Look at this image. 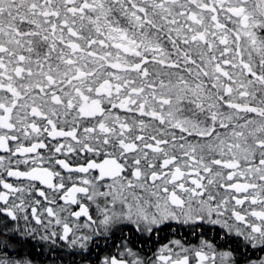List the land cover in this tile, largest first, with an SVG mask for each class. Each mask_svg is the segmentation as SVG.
Returning <instances> with one entry per match:
<instances>
[{"label":"snow or ice","instance_id":"6c2138e0","mask_svg":"<svg viewBox=\"0 0 264 264\" xmlns=\"http://www.w3.org/2000/svg\"><path fill=\"white\" fill-rule=\"evenodd\" d=\"M38 257L264 264V0H0V264Z\"/></svg>","mask_w":264,"mask_h":264},{"label":"trees","instance_id":"16d2710c","mask_svg":"<svg viewBox=\"0 0 264 264\" xmlns=\"http://www.w3.org/2000/svg\"><path fill=\"white\" fill-rule=\"evenodd\" d=\"M43 260V257H38L37 258V264H40V262Z\"/></svg>","mask_w":264,"mask_h":264},{"label":"flooded vegetation","instance_id":"af4514ba","mask_svg":"<svg viewBox=\"0 0 264 264\" xmlns=\"http://www.w3.org/2000/svg\"><path fill=\"white\" fill-rule=\"evenodd\" d=\"M162 235H164V234L162 233Z\"/></svg>","mask_w":264,"mask_h":264}]
</instances>
